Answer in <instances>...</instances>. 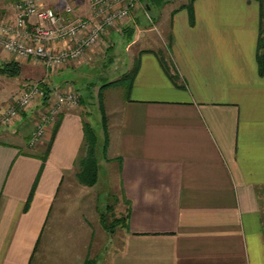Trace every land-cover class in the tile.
<instances>
[{
    "label": "crops",
    "instance_id": "obj_1",
    "mask_svg": "<svg viewBox=\"0 0 264 264\" xmlns=\"http://www.w3.org/2000/svg\"><path fill=\"white\" fill-rule=\"evenodd\" d=\"M192 9L193 26L185 8L169 12L165 52L174 80L160 65L158 47L143 48L151 43L149 32L138 27V9L122 26L135 30L130 43L118 31L106 38L121 34L124 54L131 52L125 73L139 60L128 96L121 87L114 105L105 107L103 98L107 151L119 165L120 198L129 208L128 228L106 264H264L260 6L255 0H194ZM98 49L60 69L70 74L90 66ZM11 60L20 65V76L0 74V107L24 90L23 80L44 77L42 67L0 52V66ZM37 107L21 113L12 132H1L21 141L0 140V264H42L46 258L76 264L83 256L76 252L78 241L91 246L94 230L86 219L91 201L78 217L68 207L70 198L89 195L70 190L78 186L84 121L78 106L61 107L43 140L27 150L40 118Z\"/></svg>",
    "mask_w": 264,
    "mask_h": 264
},
{
    "label": "rangeland",
    "instance_id": "obj_2",
    "mask_svg": "<svg viewBox=\"0 0 264 264\" xmlns=\"http://www.w3.org/2000/svg\"><path fill=\"white\" fill-rule=\"evenodd\" d=\"M21 1L24 0H0V22L7 24L13 23L16 16V5ZM33 1H35L38 6L45 9H50L56 13H61L63 9L69 7L73 10V16L75 19H86L89 21L92 20V23L93 21L99 23L103 21V15H101V13L98 12L97 8L91 4V0H87V5L85 7L71 4L67 0H62L63 2L61 4L57 3L56 5H52L50 3L51 0ZM115 1V9L124 6L127 3L126 1L129 2V0H114L113 2L115 3ZM190 2L191 0H134V8L130 11V13L138 9L139 13L143 15V20L142 22H139L140 25L138 27L141 28L140 30H146L149 32L148 34H145V37L147 42H150L151 44L149 45L148 43L147 45L146 43L143 48L146 47V49H155L156 47H158L156 48L157 51V49H159L160 47H164L165 50V46H167L168 44L167 34L169 33V12L179 7H186L190 4ZM147 7L150 9H147ZM162 9L165 11L163 13H160ZM146 14L148 15V17H145ZM127 20L128 18L121 23H117L114 26L106 28L101 33L99 43H97V45H94L95 47L93 46L90 49L92 50L99 47L100 49H98L97 56L93 59L90 66L86 65V68H81L78 72H70V74H66L65 70L63 71L62 69H60L63 67L62 66L53 71H49V73L45 71V68L41 64L32 61L31 59L22 60L31 63H28L29 68L37 66L43 68L42 76L44 77L41 79L45 81L48 79L46 84L51 90L50 100L46 104L41 105L40 99H36L33 103L34 105L31 106V108H34L38 105L37 109L40 118L37 121V124L39 125L41 123L43 115L44 117L46 116V111H48V107L52 104V93L55 90H60L62 92L66 90H75L79 94V98L81 97L84 101L83 105L80 104V101L78 104L83 121L89 123L92 126L96 136L98 137L99 146L97 153V183L90 188L78 184V186L76 185L74 188L70 189L74 192H79L80 190L84 189L89 193V195L80 198H70L68 207H70L71 212L74 216L77 215L78 217L80 211H83L84 206L87 205V207H89L90 201L92 203V213L90 214L89 210L87 209L86 214V219L90 220L89 224H91V227L94 229L92 245L83 246L80 245V241H78L76 252L78 251L79 256L82 252L83 256L78 258L76 264H83L84 260L86 259H93L97 261V264H100V262L101 264H106V260L109 258V256L115 254V252H118L117 249L120 246L118 242L120 240L121 234L125 233L127 230L123 229L119 224L117 225L116 223L115 228L109 234L104 231L102 225L99 222L101 214H104V219L107 225H110L116 219L120 221V219H122L126 214L127 208H125V206L122 204L120 198L121 177L119 172V165L116 160L110 159L109 151L106 150V154L104 156L102 155L103 131L101 126V114L98 110L97 102V92L99 87L103 83L117 80L119 77H121L122 74L126 72V68L129 65V62H127V60H130L129 57L131 56V52L129 54H124L122 42L123 39L120 36L125 30L122 28V26H126L125 23ZM126 28L130 29L132 27L128 26ZM112 31H118L121 34H117L118 37H116V34H114V37L112 36V40L106 39ZM82 36L84 35H81L77 38L76 41L73 40L68 44L60 43V49L62 50L71 47L72 45H74V43H77L79 40H81ZM160 50L163 49L160 48ZM42 80H40V78H37L35 80H23L22 84L27 83V85H29L33 83H39ZM123 93L124 92L123 90H121V88L105 89V92H103L105 107L106 104L114 105L123 95ZM14 99L15 97L12 98L11 101L13 102ZM4 107L5 106L0 107V111ZM16 121L12 126H2L0 124L1 141L19 144V141H21L19 140L20 138H14V136H10L9 134H7V132L1 133L2 131L12 132L14 127H17ZM36 132L37 127H34V130L32 131L27 141V150L35 149L43 140V138L37 137L36 140L33 139L32 141L33 134H35ZM90 215L92 218H90ZM48 259L49 258H46V260L42 264H53L50 259Z\"/></svg>",
    "mask_w": 264,
    "mask_h": 264
},
{
    "label": "built area",
    "instance_id": "obj_3",
    "mask_svg": "<svg viewBox=\"0 0 264 264\" xmlns=\"http://www.w3.org/2000/svg\"><path fill=\"white\" fill-rule=\"evenodd\" d=\"M113 1L91 0V4L103 15L101 23L75 19L73 10L69 7L63 9L61 13H56L38 6L33 0L21 1L16 5L13 23L0 22V50L16 60L31 59L41 64L47 72L80 61L85 57L86 51L99 43L100 35L106 28L126 20L134 8V0L126 1L124 6L116 9L114 8L116 1L115 3ZM81 35L84 36L77 43L69 48L60 49V43H71ZM41 83L42 81L26 85L11 104L0 111L2 126L15 124L21 113L30 110L35 100L41 98ZM79 99V94L75 90L63 92L55 90L46 116L43 115L41 123L35 126L37 132L33 134L32 141L37 137L44 138L55 124L57 112L59 113L61 107H77Z\"/></svg>",
    "mask_w": 264,
    "mask_h": 264
},
{
    "label": "trees",
    "instance_id": "obj_4",
    "mask_svg": "<svg viewBox=\"0 0 264 264\" xmlns=\"http://www.w3.org/2000/svg\"><path fill=\"white\" fill-rule=\"evenodd\" d=\"M193 1L194 0H191L189 5H187L186 7L185 6L183 7L188 12V17H189L188 19H189L190 26L194 25V16H193V9H192ZM255 1H257L260 6V25H259V33H258L256 60H257L259 74H262L263 69H264V0H255ZM147 9H150V8L147 7ZM133 32H134L133 28L124 30L123 35L126 37L125 38L126 44L132 41ZM167 40H168V44L166 47L169 48L171 45V37L168 36ZM155 54L158 57V60L160 62L162 69L166 72V74H168L171 80H174V77L169 72L170 62H169V58L165 50L158 49L155 52ZM138 69H139V60L136 58L134 60V64L132 68L127 73L122 74L121 77H119L115 81L103 83L98 89V92H97L98 101L97 102H98V110L101 114V126H102V131H103V142H102L103 144L102 155L103 156L106 154L107 144H108L107 143L108 136L106 132V119H105L104 106H103V92L105 91V89H108V88H121L122 87L125 91L126 96H128L132 81ZM20 71H21L20 65L15 61H10L0 66V74L8 78H17L18 76H20ZM40 92L42 94L40 98L41 105L46 104L50 100L51 90L49 89L47 84L44 83V81H42L41 83ZM79 101L81 105L84 104V101L81 97ZM82 129H83L84 138H83L82 146L79 151L78 158L76 159V162H75V167H76L75 179L79 185L90 188V187H93L97 183V177H98L97 153H98L99 141H98V137L96 136L92 126L89 123L83 122ZM55 130L56 129H54L52 133L51 140L53 139ZM51 140L48 143V145H46L45 152L43 156L41 157L42 161H44L47 156ZM31 195L28 198L25 209H27V206L29 205V202L31 200ZM128 219H129V208L126 209V214L124 215L122 219H120V221L116 219L110 225H107L104 219V214L103 215L101 214L99 218L100 220L99 222L102 225L104 231L110 234L115 228L116 223L117 225L119 224L123 229H127ZM83 264H97V261L93 259H86L84 260Z\"/></svg>",
    "mask_w": 264,
    "mask_h": 264
}]
</instances>
